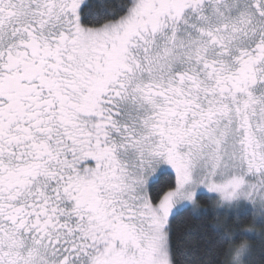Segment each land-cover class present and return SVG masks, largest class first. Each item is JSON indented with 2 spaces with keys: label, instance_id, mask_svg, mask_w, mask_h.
<instances>
[{
  "label": "snow or ice",
  "instance_id": "obj_1",
  "mask_svg": "<svg viewBox=\"0 0 264 264\" xmlns=\"http://www.w3.org/2000/svg\"><path fill=\"white\" fill-rule=\"evenodd\" d=\"M0 264H264V0H0Z\"/></svg>",
  "mask_w": 264,
  "mask_h": 264
}]
</instances>
